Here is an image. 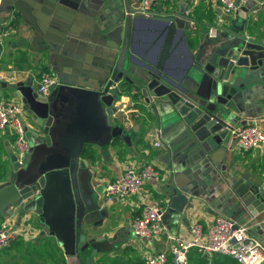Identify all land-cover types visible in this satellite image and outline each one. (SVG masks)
<instances>
[{"label": "water", "instance_id": "1", "mask_svg": "<svg viewBox=\"0 0 264 264\" xmlns=\"http://www.w3.org/2000/svg\"><path fill=\"white\" fill-rule=\"evenodd\" d=\"M184 8L181 4L176 12L157 14L143 12L139 5L128 7L119 55L95 83L58 75L44 95L31 77L15 83L0 80L1 89L12 91L22 103L28 142L21 164L8 149L0 217L17 215V222L40 219L43 232L62 249L66 264H81L80 251L84 254L88 248L93 250L92 262L97 252H111L123 240L116 233L86 243L85 235L77 234L78 218L80 224L100 227L106 217L83 156L93 146H130L138 130L126 129L127 121L117 111L120 99L133 100L147 128L156 125L160 135L178 148L181 164L191 159L202 179L210 175L214 156L228 150L236 123L264 112V46L249 48L237 35L234 43L210 54L191 53L185 45L189 19ZM242 10L248 12V7ZM237 30L242 32L243 27ZM138 44L150 47V53L142 57ZM251 50L261 54L257 63ZM176 61L183 64L169 66ZM168 187L164 225L182 218L189 206V192L181 191L173 179Z\"/></svg>", "mask_w": 264, "mask_h": 264}, {"label": "crops", "instance_id": "2", "mask_svg": "<svg viewBox=\"0 0 264 264\" xmlns=\"http://www.w3.org/2000/svg\"><path fill=\"white\" fill-rule=\"evenodd\" d=\"M136 2L138 1L0 0V80L8 82L14 77L17 82L31 77L37 83L42 74H50L55 78L61 75L86 84L101 80L111 62L119 55L128 17L126 9L134 7ZM162 2L163 9L158 10L155 5L151 12H176L184 4V17L195 23V29L188 28L185 40L191 53L210 54L216 47L234 43L237 35L240 40H247L249 48L261 49L264 46V0L248 3V12L241 10L238 15L226 17L220 14L215 0ZM235 17L244 21L242 32L231 23ZM217 23L218 36L211 40L207 37L208 28ZM137 46L142 57L150 53V47L141 44ZM160 52L161 46L156 53L158 57ZM251 52L252 61L257 63L260 52ZM182 64V61H176L169 63V66ZM14 97L12 91L0 87V101ZM120 101L117 111L121 110L118 114L125 117L126 129L138 130L131 136L130 146L122 143L110 147L93 146L83 156L92 173L93 187H105L118 178L129 164L136 169L145 165L153 166L162 176L158 182H145L140 194L126 201H108L101 194L99 204L106 214L101 226L109 224L111 230L97 237L110 238L120 233L123 240L118 249L131 247L139 256L143 245L136 239H130V223L144 204L158 201L167 206L170 191L168 184L171 179L181 191H187L191 196H188L189 206L182 218L174 224L169 220L167 226H170V231L172 225L176 226V231H171L172 233L189 235L190 227L194 224H200L206 230L214 218L225 217L218 201L228 196L231 208H245V212L238 213L239 219L249 229L255 230L252 236L255 239L256 236L264 237V148L241 151L231 137L228 150L214 156L210 175H207V179H202L194 170L196 163L191 159L185 165L181 164L178 148L174 142H169L167 137L160 135L156 125L147 128L145 118L139 116V106L133 100L125 96ZM242 121H246L245 124H256L264 132V112L261 111L252 118H242L234 129L242 126ZM12 140V135L0 132V183L4 181L5 172L9 169L8 149L12 147ZM155 143H161V147H155ZM7 219L9 217L6 215L0 217V224ZM11 219L17 222L18 216L14 215ZM43 231L38 228L39 235L35 239L20 238L2 251L0 264H19L21 247L38 240H52L59 246L52 236ZM124 234L126 237H123ZM165 248L164 242L159 241L155 251H164Z\"/></svg>", "mask_w": 264, "mask_h": 264}, {"label": "built area", "instance_id": "3", "mask_svg": "<svg viewBox=\"0 0 264 264\" xmlns=\"http://www.w3.org/2000/svg\"><path fill=\"white\" fill-rule=\"evenodd\" d=\"M158 1L139 0V7L149 13ZM257 0H215L220 14L224 17L238 15L248 3ZM238 4L236 7L235 4ZM190 29H195L193 21L188 22ZM219 24L210 26L207 37L211 40L218 36ZM16 78L9 79L14 83ZM57 79L50 74H42L38 80V93L48 94L49 87ZM24 109L22 103L14 97L0 101V132L12 135V150L18 163H22L28 149L24 132ZM241 151L264 148V132L256 124H245L232 131ZM161 147V143H155ZM161 173L155 167L145 165L136 169L127 165L120 176L104 187L103 196L106 200L117 199L126 201L137 196L147 181L158 182ZM167 210L162 202L144 204L138 215L130 223V232L141 242L143 250L139 257L142 264H190L192 253L197 255H220L233 260L236 264H262L264 262V247L249 232L245 224H237L224 217H216L210 226L204 230L200 224L190 227L189 235L172 233L167 225L162 223V216ZM39 235L38 227L30 220L13 221L11 217L0 224V254L11 247L18 239H35ZM235 241L234 243L232 241ZM163 241L164 251L156 252V245Z\"/></svg>", "mask_w": 264, "mask_h": 264}, {"label": "rangeland", "instance_id": "4", "mask_svg": "<svg viewBox=\"0 0 264 264\" xmlns=\"http://www.w3.org/2000/svg\"><path fill=\"white\" fill-rule=\"evenodd\" d=\"M138 5L139 3L136 2L134 4V7H137ZM155 8L158 10L163 9V2L158 1ZM231 23L232 25H234V27L237 28H241L244 26V21L237 17H235V19H232ZM234 143H236L235 139ZM102 192H104V187H97V194L99 196L103 194ZM218 205L221 207V213L225 215L224 218L234 221L237 224L243 223V220L239 219V214L245 212L244 207H241L239 210H234L233 208H231L229 206L228 196L222 197L218 201ZM79 219L80 218H78L77 221V234L78 236L79 234L85 235L86 243L91 242L94 237L101 235L105 231L108 232L111 230V226L109 224H106V227H96L95 225L85 224L83 222L80 224ZM31 222L34 223L36 227L43 230V222L40 219H32ZM171 224H174V221H171ZM171 231L175 232L176 226L172 225ZM249 232L251 235H253L255 233V230L251 228L249 229ZM129 237L130 239H135V236L131 232L129 234ZM256 239L264 247V237L256 236ZM82 251L83 250L80 251L79 255L81 264H142L140 257L131 247H126L123 250H119L117 246L116 249L111 252H97L93 257L92 262L90 258L93 250L88 248L84 254ZM19 259V264H66L62 249L57 246V244H55L52 240H38L33 244H26L25 246H22ZM189 262L190 264H234L230 258L222 257L219 255H191L189 258Z\"/></svg>", "mask_w": 264, "mask_h": 264}, {"label": "trees", "instance_id": "5", "mask_svg": "<svg viewBox=\"0 0 264 264\" xmlns=\"http://www.w3.org/2000/svg\"><path fill=\"white\" fill-rule=\"evenodd\" d=\"M219 256H220V255H219ZM222 257H224V256H222ZM226 258H227V257H226ZM140 260H141V259H140ZM232 261H233V260H232ZM233 263L236 264L234 261H233Z\"/></svg>", "mask_w": 264, "mask_h": 264}, {"label": "flooded vegetation", "instance_id": "6", "mask_svg": "<svg viewBox=\"0 0 264 264\" xmlns=\"http://www.w3.org/2000/svg\"><path fill=\"white\" fill-rule=\"evenodd\" d=\"M154 28V27H153Z\"/></svg>", "mask_w": 264, "mask_h": 264}]
</instances>
